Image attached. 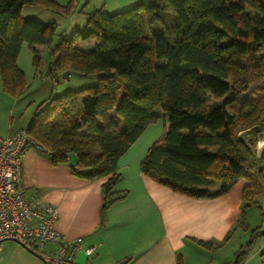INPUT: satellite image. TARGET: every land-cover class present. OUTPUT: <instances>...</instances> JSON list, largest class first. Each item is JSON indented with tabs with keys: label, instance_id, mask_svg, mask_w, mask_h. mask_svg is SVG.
Masks as SVG:
<instances>
[{
	"label": "trees",
	"instance_id": "16d2710c",
	"mask_svg": "<svg viewBox=\"0 0 264 264\" xmlns=\"http://www.w3.org/2000/svg\"><path fill=\"white\" fill-rule=\"evenodd\" d=\"M25 4L66 13L78 0H0V76L3 90L15 96L25 89L21 45L28 44L37 66L56 34L53 22L23 16ZM161 14L173 16L175 25L147 35L145 26ZM52 54L53 76L71 70L97 82L50 98L25 129L54 163L74 154L73 173L107 176L103 211L125 196L112 191L119 157L162 117L165 133L141 161L142 174L195 198L216 197L245 179L236 226L246 227L245 209L264 191V149L256 157L253 136L245 141L235 127L264 122V0H140L113 13L101 6L86 13L70 38L59 36ZM255 83H261L256 96L230 113L228 106ZM261 234L253 230L235 264Z\"/></svg>",
	"mask_w": 264,
	"mask_h": 264
},
{
	"label": "crops",
	"instance_id": "0c3cea01",
	"mask_svg": "<svg viewBox=\"0 0 264 264\" xmlns=\"http://www.w3.org/2000/svg\"><path fill=\"white\" fill-rule=\"evenodd\" d=\"M55 1L61 5L68 2ZM82 1L83 9L92 4V9L103 6L107 11H121L133 0H78L77 5ZM19 128L25 127L5 135ZM164 133L161 117L148 125L119 157L120 177L112 191L125 192V196L112 202L105 211L102 187L107 176H80L72 172L76 163L74 154H69L64 162L54 163L36 143L28 146L22 158L21 186L29 198L39 195L44 202L56 207L54 228L58 232L66 239L80 240L83 250L73 264L237 262L238 258L234 263V256L242 245L231 237L242 213L246 180L239 178L227 192L211 198L189 197L158 184L142 174L140 163L150 146ZM262 148L258 149L256 157L260 156ZM217 186L215 183L212 189ZM90 247L94 250L87 254L84 250ZM256 248L254 246L238 264L264 263V256H259L261 251ZM53 249L52 245L45 246V250ZM0 264L45 263L17 242L7 240L0 251Z\"/></svg>",
	"mask_w": 264,
	"mask_h": 264
},
{
	"label": "rangeland",
	"instance_id": "374dc122",
	"mask_svg": "<svg viewBox=\"0 0 264 264\" xmlns=\"http://www.w3.org/2000/svg\"><path fill=\"white\" fill-rule=\"evenodd\" d=\"M139 1L140 0H133L130 5L120 10L130 8ZM66 4L67 3L64 5ZM83 4L84 2L82 1L74 10L71 9L66 13L39 5L25 4L21 7V14L23 16H30L45 23L53 22L56 26V34L52 44L50 46H44L42 50H40L41 56L37 66L33 63V55L28 44L24 42L21 45L17 57V65L24 73L25 89L20 95L15 96L5 92L0 76V135H5L18 127L27 128L36 110L45 106L50 98L65 91L79 90L97 82V78L93 74H82L71 70L58 71L55 76L50 73L51 62L54 56L52 54V49L56 40L59 36L70 38L75 28L74 25L76 24L78 27H82L86 20V11L92 9V4L85 9L81 8ZM18 7L19 5L16 4L14 8L17 9ZM116 11V9H109L108 12L113 13ZM160 16V21L149 22L145 26V33L147 35L151 36L154 31L163 29L166 26L175 25L176 19L173 16H165L162 14ZM82 19H84L83 22L80 21ZM80 46L88 51L94 47L88 44H80ZM260 85L261 83L252 84L248 91L239 96L238 102L228 106L229 112L236 115L239 110V102L243 99L255 97ZM256 124L257 127L260 126V128L252 126L253 124H237L235 127V130L238 131V136L245 141H247L249 136H253L255 142L251 145V149L255 155L257 141H259V149L264 147L262 146L264 145L262 144L264 143L262 142L264 141V122ZM254 201L256 202L255 204L249 205L245 209L244 220L246 227L242 228L237 226L236 231L233 232L231 237V240L239 241L242 247H245L246 243L250 240L254 229H261V231H264V228H260L261 224L264 223V191L258 193ZM254 246L255 248L258 246L256 249L261 251L259 256H264V234L256 238ZM239 251L234 256V259L236 257L238 258Z\"/></svg>",
	"mask_w": 264,
	"mask_h": 264
},
{
	"label": "built area",
	"instance_id": "2783aa9c",
	"mask_svg": "<svg viewBox=\"0 0 264 264\" xmlns=\"http://www.w3.org/2000/svg\"><path fill=\"white\" fill-rule=\"evenodd\" d=\"M31 143L36 142L25 128L0 135V251L5 241L13 240L45 264H73L83 250L80 240L66 239L58 232L54 228L56 207L39 195L29 198L21 186L22 158ZM46 245L54 249L45 250ZM93 250L90 247L84 251L90 254Z\"/></svg>",
	"mask_w": 264,
	"mask_h": 264
},
{
	"label": "water",
	"instance_id": "95a60500",
	"mask_svg": "<svg viewBox=\"0 0 264 264\" xmlns=\"http://www.w3.org/2000/svg\"><path fill=\"white\" fill-rule=\"evenodd\" d=\"M236 260H237V257L234 259V263L236 262Z\"/></svg>",
	"mask_w": 264,
	"mask_h": 264
}]
</instances>
